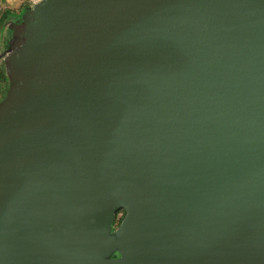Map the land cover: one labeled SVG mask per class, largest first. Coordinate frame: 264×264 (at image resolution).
Wrapping results in <instances>:
<instances>
[{"label":"water","instance_id":"95a60500","mask_svg":"<svg viewBox=\"0 0 264 264\" xmlns=\"http://www.w3.org/2000/svg\"><path fill=\"white\" fill-rule=\"evenodd\" d=\"M3 58L0 264H264V0H42Z\"/></svg>","mask_w":264,"mask_h":264},{"label":"rangeland","instance_id":"374dc122","mask_svg":"<svg viewBox=\"0 0 264 264\" xmlns=\"http://www.w3.org/2000/svg\"><path fill=\"white\" fill-rule=\"evenodd\" d=\"M42 0H0V14L4 10L13 12L11 19L0 24V53H3L20 34V25L29 11Z\"/></svg>","mask_w":264,"mask_h":264},{"label":"trees","instance_id":"16d2710c","mask_svg":"<svg viewBox=\"0 0 264 264\" xmlns=\"http://www.w3.org/2000/svg\"><path fill=\"white\" fill-rule=\"evenodd\" d=\"M12 16H13L12 11L10 10L2 11L0 14V24L1 22H5L6 20L11 19ZM12 87H13V84L10 81L8 73H7L6 60L5 58L0 59V107L7 100Z\"/></svg>","mask_w":264,"mask_h":264},{"label":"built area","instance_id":"2783aa9c","mask_svg":"<svg viewBox=\"0 0 264 264\" xmlns=\"http://www.w3.org/2000/svg\"><path fill=\"white\" fill-rule=\"evenodd\" d=\"M125 216V210L123 208H120L115 211L114 213V221H113V228H116L118 224L121 222V220Z\"/></svg>","mask_w":264,"mask_h":264},{"label":"flooded vegetation","instance_id":"af4514ba","mask_svg":"<svg viewBox=\"0 0 264 264\" xmlns=\"http://www.w3.org/2000/svg\"><path fill=\"white\" fill-rule=\"evenodd\" d=\"M115 257H119V254L117 253Z\"/></svg>","mask_w":264,"mask_h":264}]
</instances>
